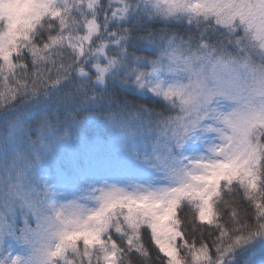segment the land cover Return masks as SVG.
I'll return each mask as SVG.
<instances>
[{
  "label": "trees",
  "instance_id": "16d2710c",
  "mask_svg": "<svg viewBox=\"0 0 264 264\" xmlns=\"http://www.w3.org/2000/svg\"><path fill=\"white\" fill-rule=\"evenodd\" d=\"M22 1L0 6V256L169 264L140 217L145 189L165 207L183 264L193 250L206 264H247L264 242V119L240 154L253 162L234 180L222 132L189 118L186 91H159L156 80L180 58L190 70L178 80L193 92L207 67L264 72V25H253L264 0H211L214 12L198 15L175 0H31V19ZM130 133L144 145L130 146ZM215 166L207 192L168 184Z\"/></svg>",
  "mask_w": 264,
  "mask_h": 264
},
{
  "label": "rangeland",
  "instance_id": "374dc122",
  "mask_svg": "<svg viewBox=\"0 0 264 264\" xmlns=\"http://www.w3.org/2000/svg\"><path fill=\"white\" fill-rule=\"evenodd\" d=\"M0 6L9 11L12 7L10 0H0ZM3 1V3H2ZM23 7L26 14L31 19L38 11V4L35 1L23 0ZM176 9L180 13H187L191 15H198L205 12L213 13V2L211 0H175ZM18 9V6H16ZM262 12H255L253 25L255 28L264 25V19L261 18ZM223 26L231 25L232 22L224 20L219 21ZM73 44H79L74 41ZM262 51H264V38H262ZM167 61L166 66L162 68V79L156 80V88L159 91L165 90L166 93L179 96L180 93L189 94L188 110L189 118H195L197 124H207L211 126V131L217 129V135L222 132L221 141L224 146L229 149V168L233 169L234 180L241 178V168L250 165L253 161L245 158V161L240 160L242 149L250 148V140L254 136V129L257 120L264 119V92L258 90L261 86L264 87V72L255 73L251 68L240 67L238 65L230 66H214L207 67L202 73L206 75V81L197 85L195 92L190 90L187 85H182L178 79H183L187 75V70L190 68L187 62L181 58ZM183 64H181V63ZM207 79L210 82H207ZM213 81V82H212ZM234 97V98H231ZM196 124L192 127L194 128ZM184 127V126H183ZM221 130V131H218ZM128 144L141 146L144 145L145 140L137 139L133 134L126 135ZM184 138L180 143V149H184ZM147 139V138H146ZM152 139H148L151 143ZM189 143V142H188ZM187 143V144H188ZM213 142H210L212 144ZM124 154L127 159L135 158L134 152L128 150L127 143L124 144ZM123 152V153H124ZM226 159L228 153L220 154ZM220 160L219 157H217ZM156 159V158H155ZM211 157L208 161L211 162ZM216 166L212 168L210 174L206 173L204 178H192L185 173V170L180 171L173 176H165L168 178V184L171 188H178L181 185L191 186L195 189H202V192H207V186L218 180L213 176V171ZM206 171L210 167H205ZM161 172H165V168H161ZM190 195V192H189ZM136 204L140 211L142 223L146 225L152 232L156 245L159 247L163 255L168 259L169 264H183L178 250L177 242L179 235L171 228L169 224V215L161 203L158 195L151 194L145 189L139 190L136 197ZM186 250L185 248H183ZM188 250V249H187ZM186 250V251H187ZM18 254L16 251L9 252L6 256L0 258V263L15 264L18 261ZM207 256L203 251H195L188 253L187 262L189 264H206ZM108 264H115L111 259ZM247 264H264V242L257 247L247 261Z\"/></svg>",
  "mask_w": 264,
  "mask_h": 264
}]
</instances>
